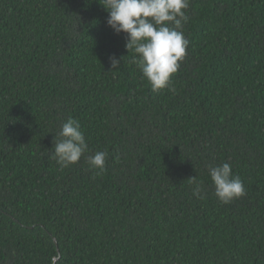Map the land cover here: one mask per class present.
<instances>
[{
	"label": "trees",
	"instance_id": "trees-1",
	"mask_svg": "<svg viewBox=\"0 0 264 264\" xmlns=\"http://www.w3.org/2000/svg\"><path fill=\"white\" fill-rule=\"evenodd\" d=\"M185 12L174 92L152 91L99 0H0V264H264V0ZM69 117L89 151L61 168ZM225 162L245 195L222 204Z\"/></svg>",
	"mask_w": 264,
	"mask_h": 264
},
{
	"label": "clouds",
	"instance_id": "clouds-1",
	"mask_svg": "<svg viewBox=\"0 0 264 264\" xmlns=\"http://www.w3.org/2000/svg\"><path fill=\"white\" fill-rule=\"evenodd\" d=\"M108 13L106 23L115 34H126L125 48L133 52V63L137 65L151 87L158 91L171 87V77L178 71L180 61L186 55L189 41L182 31L188 16L185 10L189 0H99ZM111 69L117 68L121 60L114 54L108 58ZM88 143L79 121L69 117L54 135L51 158L61 168L76 164L88 152ZM107 153L98 151L87 157V163L97 174L105 170ZM208 174L213 183L214 195L222 203L245 195L242 180L232 174L227 162L209 166ZM193 195L205 198L203 182L189 178Z\"/></svg>",
	"mask_w": 264,
	"mask_h": 264
},
{
	"label": "water",
	"instance_id": "water-1",
	"mask_svg": "<svg viewBox=\"0 0 264 264\" xmlns=\"http://www.w3.org/2000/svg\"><path fill=\"white\" fill-rule=\"evenodd\" d=\"M54 242H55V244H56V240H55V239H54ZM56 260H57V258H54V259H53L54 262H55Z\"/></svg>",
	"mask_w": 264,
	"mask_h": 264
}]
</instances>
